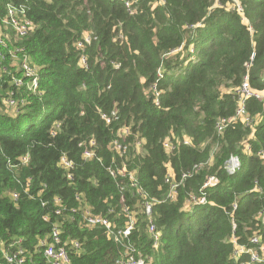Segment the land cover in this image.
Returning <instances> with one entry per match:
<instances>
[{
    "label": "trees",
    "instance_id": "16d2710c",
    "mask_svg": "<svg viewBox=\"0 0 264 264\" xmlns=\"http://www.w3.org/2000/svg\"><path fill=\"white\" fill-rule=\"evenodd\" d=\"M228 2L0 0V66L6 68L0 74V264H10L4 251L12 255L17 247L24 264H48L39 241L53 221L61 223L69 264L125 259L104 227L55 217V198L70 208L81 202L114 231L124 229L128 208L134 227L125 242L145 264H262L234 254L237 246L252 249V238L264 246V98L244 100L252 126L236 121L217 135L215 123L234 116L245 78L250 90L264 92V0H238L246 21ZM9 6L24 9L33 32L15 36L4 22ZM23 63L38 76L34 91ZM123 128L128 133L117 136ZM184 136L191 146L163 149L165 139ZM114 138L126 148L123 158L111 149ZM91 139L100 161L82 158L79 143ZM62 155L74 163L72 181L59 167ZM231 155L239 168L229 175ZM122 162L152 203L150 218L130 180L110 177L107 168ZM194 165L202 167L166 199L168 173L179 182ZM201 193L203 203L187 205Z\"/></svg>",
    "mask_w": 264,
    "mask_h": 264
},
{
    "label": "built area",
    "instance_id": "2783aa9c",
    "mask_svg": "<svg viewBox=\"0 0 264 264\" xmlns=\"http://www.w3.org/2000/svg\"><path fill=\"white\" fill-rule=\"evenodd\" d=\"M217 1V0H216ZM125 6L127 9H130V3L125 2ZM232 9H235L242 17L243 21H246L242 14V8L238 2V0H233V3L231 5ZM25 11L23 8L9 6L7 10V17L5 19V23L10 26L12 31L14 32L16 37H25L33 30L35 29V25L32 24L30 20H27L25 18ZM85 41H89L90 37L85 34L84 36ZM0 43H2V40H0ZM77 49L82 50V44L78 42L76 44ZM180 50V49H179ZM11 57L15 58L14 53H10ZM79 65L87 69V63H86V57L84 55L80 56ZM22 69L24 70V77L30 79V85L28 88L32 91L37 88L38 84V76L35 72V69L30 68L27 63H23ZM6 68L0 66V74L5 73ZM23 82L21 79L17 78L14 80V85L17 87L22 86ZM237 93V102L238 107L235 111L234 116L230 118H220L215 123V130L216 134L220 135L227 127H229L231 124L235 123L236 121H240L246 126H252V121L248 117L245 111L244 107V100L246 98L252 97L257 100H261L264 98V92H253L250 90L248 86L247 78L244 79V82L241 86V88L236 92ZM15 104V101L12 98H8L6 101V105L13 106ZM111 115L113 118H116L115 112H112ZM100 118L105 122L106 125H110L112 119L105 115L100 114ZM128 133L127 128H123L117 132V136L126 135ZM168 139V138H167ZM165 139L162 143L163 149L166 152H173L175 150L176 146L180 143L186 146H191V141L188 137L184 136L181 141L179 140H173ZM95 141L91 139L86 144L79 143V147L82 148V158L84 160H97L100 161V159L97 157L95 152ZM111 149L115 150V152L119 155L120 158H123L126 152V148L121 145L120 142L116 138L111 139L110 141ZM261 156L264 158V155L261 154ZM27 161V157L22 158V162L25 163ZM59 167L65 172L66 178L69 181L73 180V171H74V163L66 158L64 155H62L59 159ZM202 165H194L190 171H187L186 173L181 175V179L179 182L174 181L172 179V175L168 173L166 176L165 182L169 184V190L168 194L166 196V199H174L176 195V188L177 186L183 182V180L190 176L191 172H195L200 170ZM239 168V160L236 156L231 155L226 163H225V170L229 175H232L237 169ZM107 171L112 178L117 177H127L130 182L131 186L136 189L137 194H142V207L144 213L150 218L151 216V208L152 203L150 200L146 198L145 192L140 187V184L136 180L134 176V172L128 171L126 167V163L122 162V166H114V164H111ZM211 183V179H208L203 187H207ZM13 199L15 200L17 198L16 194L12 195ZM77 201L79 200V197H76ZM203 193H201V196L197 195H191L189 196V199L187 201V205L192 204H198L203 203ZM76 207H69L67 204H65L60 198H55L52 200V212L55 217L59 216L63 220H68V218L74 219V216L77 217V220H79L85 227H93V226H102L106 230V234L108 238L113 239L115 242H118L121 244L125 249V259H118L116 261L117 264H145V262L142 259H135L133 256L134 248L133 246L127 244L125 240H128L131 231L134 227V217L128 210V208L123 209V213L127 218L126 224L124 229L114 231L111 228L110 221L103 216L94 215L91 210L88 209L87 206L81 204V202L78 203ZM46 203L42 204V206H45ZM235 208V207H234ZM50 215L47 213L42 219L46 222L49 221ZM61 225V223H60ZM60 225L56 223L55 221L51 224V230L47 237L39 241V245L43 248V254L46 258V261L48 264H69V256L67 248L63 242L62 234L60 230ZM149 232L153 236V243L154 245L158 244L159 236L155 233V227L152 223V220L149 222ZM20 242L17 241L14 243V245H18ZM258 239L252 238L250 241V244L253 245L252 249H247L245 247H239L237 246L235 248V254L234 256L237 258L242 253H248L250 257L251 263H262L264 264V246L259 245L258 246ZM73 246L75 248H78L79 245L76 242H73ZM13 244L9 245V248H12ZM7 251H4V258L7 260L10 264H24L25 257L24 250L21 247H17L16 252L12 253H6Z\"/></svg>",
    "mask_w": 264,
    "mask_h": 264
},
{
    "label": "rangeland",
    "instance_id": "374dc122",
    "mask_svg": "<svg viewBox=\"0 0 264 264\" xmlns=\"http://www.w3.org/2000/svg\"><path fill=\"white\" fill-rule=\"evenodd\" d=\"M231 5H232L231 2H228V3H227L228 8H231ZM231 9H232V8H231ZM242 21H243V20H242ZM6 110L8 111L9 109H6ZM167 140H169V138H168ZM25 157H27V156H25ZM25 157H23V158H25ZM20 161L22 162V158L20 159ZM26 162H27V161H26ZM26 162H25V163H26ZM22 163H23V162H22ZM25 163H24V164H25Z\"/></svg>",
    "mask_w": 264,
    "mask_h": 264
}]
</instances>
